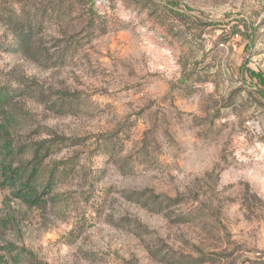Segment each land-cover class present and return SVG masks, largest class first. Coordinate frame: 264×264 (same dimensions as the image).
Here are the masks:
<instances>
[{
	"label": "rangeland",
	"instance_id": "1",
	"mask_svg": "<svg viewBox=\"0 0 264 264\" xmlns=\"http://www.w3.org/2000/svg\"><path fill=\"white\" fill-rule=\"evenodd\" d=\"M0 89L3 264H264V0H0Z\"/></svg>",
	"mask_w": 264,
	"mask_h": 264
},
{
	"label": "trees",
	"instance_id": "2",
	"mask_svg": "<svg viewBox=\"0 0 264 264\" xmlns=\"http://www.w3.org/2000/svg\"><path fill=\"white\" fill-rule=\"evenodd\" d=\"M11 17L20 26V34H18V36H20L23 33L22 31H26V26L23 24L18 15L12 14ZM19 38L20 44L24 46V37L21 36ZM261 82H263V80ZM8 98H10V94H8L4 89H0V105ZM14 121L15 115L11 113L4 115L0 120V133L2 134L1 139L3 140L1 150L6 155L7 160H9H3L0 162V176L2 178L0 187H9L12 199L21 201L22 203L31 206L39 205L41 195L38 194V180L40 181L42 177V170H40V166L48 147L44 149L43 142L33 145L32 158L26 163L25 167H13L11 160L14 159L15 153L12 148L13 140L10 132L15 127ZM43 151H45V153H43ZM60 174L62 173H58L56 170H50L47 179L49 181L57 180L59 179ZM6 250L9 251L7 248ZM4 262V258L0 256V264H3Z\"/></svg>",
	"mask_w": 264,
	"mask_h": 264
}]
</instances>
